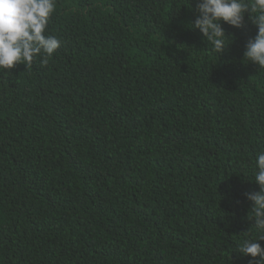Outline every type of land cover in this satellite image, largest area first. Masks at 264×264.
<instances>
[{"label":"trees","instance_id":"1","mask_svg":"<svg viewBox=\"0 0 264 264\" xmlns=\"http://www.w3.org/2000/svg\"><path fill=\"white\" fill-rule=\"evenodd\" d=\"M196 2L56 0L61 47L0 72V264H249L257 28L218 57Z\"/></svg>","mask_w":264,"mask_h":264},{"label":"clouds","instance_id":"2","mask_svg":"<svg viewBox=\"0 0 264 264\" xmlns=\"http://www.w3.org/2000/svg\"><path fill=\"white\" fill-rule=\"evenodd\" d=\"M196 19L191 28L199 30L207 45L219 57L229 46L223 24L240 29L245 17L257 28L243 54L244 61L264 69V0H197ZM56 11V0H0V72L11 70L17 64L26 67L37 57L47 63L62 41L49 34V24ZM255 193H245L251 202L254 228L264 233V151L255 161ZM236 252L250 257L249 264H264V235L253 238L249 230Z\"/></svg>","mask_w":264,"mask_h":264}]
</instances>
